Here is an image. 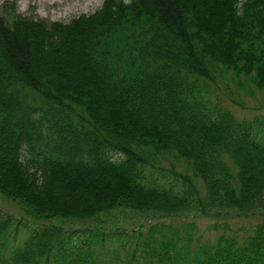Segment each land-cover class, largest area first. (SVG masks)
Listing matches in <instances>:
<instances>
[{
    "label": "trees",
    "instance_id": "obj_1",
    "mask_svg": "<svg viewBox=\"0 0 264 264\" xmlns=\"http://www.w3.org/2000/svg\"><path fill=\"white\" fill-rule=\"evenodd\" d=\"M221 71L264 91V0H105L67 23L0 8V195L59 223L32 231L11 263H100L103 235L75 247L64 225L135 211L258 215L251 236H221L193 259L167 240L148 255L264 264V119L211 102L207 82ZM164 154L193 175L162 168ZM13 225L0 214V241Z\"/></svg>",
    "mask_w": 264,
    "mask_h": 264
},
{
    "label": "rangeland",
    "instance_id": "obj_2",
    "mask_svg": "<svg viewBox=\"0 0 264 264\" xmlns=\"http://www.w3.org/2000/svg\"><path fill=\"white\" fill-rule=\"evenodd\" d=\"M104 2L105 0H0V8L7 18L19 14L47 23H67L79 16L95 13ZM207 85L213 104L228 109L243 120L264 119V91L254 87L249 79L221 71L215 76V82H207ZM160 164L164 169L174 167L179 173L193 175L185 161L176 160L168 154H164ZM197 182L203 190V183ZM0 214L9 216L13 222L20 224L18 230L13 225L5 239L0 241L1 244L7 239L8 243L7 250L0 253V264H12L14 248L20 246L32 231L40 229L39 226L59 224L29 218L16 203L1 195ZM105 216L98 222H67L68 225H64L65 231L76 233L72 240L75 247H81L83 242L88 243L90 239L95 240L97 233L103 235L104 244L97 240L92 246L97 255L96 260L100 262L97 264H160L157 258L150 257L148 253L151 249L154 254H162L160 246L165 240L174 242L181 251L189 250L193 259L206 246L216 244L221 236L238 237L239 241L251 236L262 220L258 215L230 220L202 216L159 218L135 211H119ZM51 264H58V261L53 259Z\"/></svg>",
    "mask_w": 264,
    "mask_h": 264
},
{
    "label": "bare ground",
    "instance_id": "obj_3",
    "mask_svg": "<svg viewBox=\"0 0 264 264\" xmlns=\"http://www.w3.org/2000/svg\"><path fill=\"white\" fill-rule=\"evenodd\" d=\"M63 2H66L67 0H62Z\"/></svg>",
    "mask_w": 264,
    "mask_h": 264
}]
</instances>
